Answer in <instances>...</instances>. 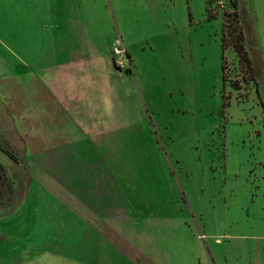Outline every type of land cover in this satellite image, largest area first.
I'll list each match as a JSON object with an SVG mask.
<instances>
[{"label": "rangeland", "instance_id": "374dc122", "mask_svg": "<svg viewBox=\"0 0 264 264\" xmlns=\"http://www.w3.org/2000/svg\"><path fill=\"white\" fill-rule=\"evenodd\" d=\"M6 1L0 264H262L264 0H79L126 65L78 83L37 71L50 32Z\"/></svg>", "mask_w": 264, "mask_h": 264}, {"label": "crops", "instance_id": "0c3cea01", "mask_svg": "<svg viewBox=\"0 0 264 264\" xmlns=\"http://www.w3.org/2000/svg\"><path fill=\"white\" fill-rule=\"evenodd\" d=\"M6 2L11 4L10 7L12 9H26V15L28 14L27 11L31 12L33 16L35 10H40L41 17H43V30L45 33L50 32V50L47 53L50 58L46 62L35 65V67H38L37 71L64 75L74 74L75 83H78V74L98 71L111 72L116 69L110 53L109 44L112 41L110 30H99L98 25L95 23L96 12L93 15L89 14L88 18L83 22L78 11V3H81V1L41 0L40 2H35L34 0H10ZM72 3L73 10L71 9ZM1 6L2 8H9L4 3L2 5V0H0ZM19 14L22 15L23 12H19ZM18 15L16 13L13 14L12 24L15 21L16 23L18 22ZM10 32L12 33L11 41L17 40L15 37H17L18 30L15 28L12 31L11 29ZM118 216L116 215L115 217ZM126 217L127 214L123 212L121 219H117L122 223V226L125 221L128 224V218ZM98 250H100V247L97 244H92L91 254L97 257ZM262 264H264V261Z\"/></svg>", "mask_w": 264, "mask_h": 264}, {"label": "trees", "instance_id": "16d2710c", "mask_svg": "<svg viewBox=\"0 0 264 264\" xmlns=\"http://www.w3.org/2000/svg\"><path fill=\"white\" fill-rule=\"evenodd\" d=\"M227 19L228 20H226V21H227L228 25L230 26L231 43H232L235 51L238 54L239 60L246 67H248L249 66V59H248L247 54H246V52H245V50L243 48V42H242L241 33H240V31H236V29L234 27L235 26L234 17L230 15V16L227 17ZM221 44H222V47L225 44L224 37H222Z\"/></svg>", "mask_w": 264, "mask_h": 264}, {"label": "built area", "instance_id": "2783aa9c", "mask_svg": "<svg viewBox=\"0 0 264 264\" xmlns=\"http://www.w3.org/2000/svg\"><path fill=\"white\" fill-rule=\"evenodd\" d=\"M110 51L113 55L114 63L117 66L126 65V49L118 39L111 41Z\"/></svg>", "mask_w": 264, "mask_h": 264}]
</instances>
